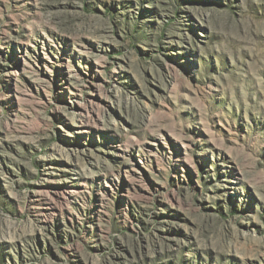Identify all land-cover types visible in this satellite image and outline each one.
Returning a JSON list of instances; mask_svg holds the SVG:
<instances>
[{
	"label": "rangeland",
	"instance_id": "obj_1",
	"mask_svg": "<svg viewBox=\"0 0 264 264\" xmlns=\"http://www.w3.org/2000/svg\"><path fill=\"white\" fill-rule=\"evenodd\" d=\"M0 264H264V0H0Z\"/></svg>",
	"mask_w": 264,
	"mask_h": 264
}]
</instances>
